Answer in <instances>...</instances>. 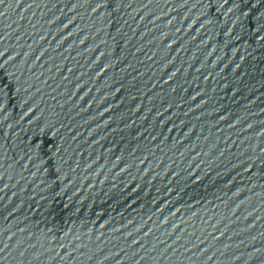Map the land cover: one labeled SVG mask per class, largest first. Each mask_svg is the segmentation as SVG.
<instances>
[{"label":"water","instance_id":"1","mask_svg":"<svg viewBox=\"0 0 264 264\" xmlns=\"http://www.w3.org/2000/svg\"><path fill=\"white\" fill-rule=\"evenodd\" d=\"M0 264H264V0H0Z\"/></svg>","mask_w":264,"mask_h":264}]
</instances>
